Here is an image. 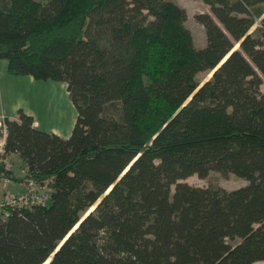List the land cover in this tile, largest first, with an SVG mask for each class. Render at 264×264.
<instances>
[{"label":"trees","instance_id":"1","mask_svg":"<svg viewBox=\"0 0 264 264\" xmlns=\"http://www.w3.org/2000/svg\"><path fill=\"white\" fill-rule=\"evenodd\" d=\"M201 1L196 47L172 0H0L7 72L64 82L76 110L68 137L4 117L48 200L0 209V264L264 260V0ZM210 171L246 184L184 181Z\"/></svg>","mask_w":264,"mask_h":264},{"label":"crops","instance_id":"2","mask_svg":"<svg viewBox=\"0 0 264 264\" xmlns=\"http://www.w3.org/2000/svg\"><path fill=\"white\" fill-rule=\"evenodd\" d=\"M73 108L75 110L64 82L36 80L31 75H11L7 72V61L0 59L1 115L14 119L18 110H22L32 116L36 128L68 137L75 118L71 122L67 114ZM8 156L13 164L11 172L13 183L10 188L20 193L23 191L20 183L26 175L25 164L15 153H10ZM15 160L18 161V167L14 166ZM251 264H264V260Z\"/></svg>","mask_w":264,"mask_h":264},{"label":"rangeland","instance_id":"3","mask_svg":"<svg viewBox=\"0 0 264 264\" xmlns=\"http://www.w3.org/2000/svg\"><path fill=\"white\" fill-rule=\"evenodd\" d=\"M172 1L177 2L179 5L183 6L186 9L187 19L185 24L186 27L191 31V33L194 36L195 46L196 47L204 46L206 43L205 31L202 25H200L195 21L194 15L201 12H208L209 11L208 6L205 3H203L201 0H172ZM256 27L257 25H254L251 28V31L255 30ZM262 40L264 43V33H262ZM204 76L205 74L200 73L197 75V78L203 79ZM261 89L264 90V83L261 85ZM71 112L67 114V118H70L72 122L73 119L76 118V111L73 108L71 109ZM18 165H19L18 161L15 160L14 166L18 167ZM184 181L190 185L198 186V187L220 186L226 189H234L246 184V180L234 176L231 172H229L226 175H223L218 171H210L208 175L204 178H201L196 174H193L187 177L186 179H184ZM171 189L173 190V186L171 187Z\"/></svg>","mask_w":264,"mask_h":264},{"label":"built area","instance_id":"4","mask_svg":"<svg viewBox=\"0 0 264 264\" xmlns=\"http://www.w3.org/2000/svg\"><path fill=\"white\" fill-rule=\"evenodd\" d=\"M3 115L0 114V129L2 137L0 139V209L7 206H29L32 204L45 203L47 197L37 191V185H35L32 179H24L20 185L23 188L22 192H14L10 188L13 183L11 172L13 164L9 159L8 154L4 151V140L6 136V125Z\"/></svg>","mask_w":264,"mask_h":264},{"label":"water","instance_id":"5","mask_svg":"<svg viewBox=\"0 0 264 264\" xmlns=\"http://www.w3.org/2000/svg\"><path fill=\"white\" fill-rule=\"evenodd\" d=\"M58 249V248H57ZM47 261H49V260H47ZM47 264H48V262H47Z\"/></svg>","mask_w":264,"mask_h":264}]
</instances>
